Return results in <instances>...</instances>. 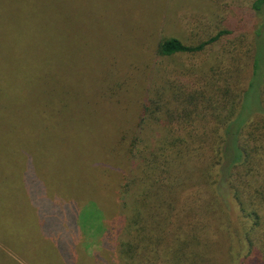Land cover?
I'll list each match as a JSON object with an SVG mask.
<instances>
[{
  "label": "trees",
  "instance_id": "16d2710c",
  "mask_svg": "<svg viewBox=\"0 0 264 264\" xmlns=\"http://www.w3.org/2000/svg\"><path fill=\"white\" fill-rule=\"evenodd\" d=\"M205 1L210 13L175 5L184 39L155 29L124 59L107 53L103 94L136 98L110 144L115 264H264V0ZM59 4L0 0V97L14 106L58 54Z\"/></svg>",
  "mask_w": 264,
  "mask_h": 264
},
{
  "label": "rangeland",
  "instance_id": "374dc122",
  "mask_svg": "<svg viewBox=\"0 0 264 264\" xmlns=\"http://www.w3.org/2000/svg\"><path fill=\"white\" fill-rule=\"evenodd\" d=\"M66 2L56 11L58 54L33 98L14 106L0 97V264L117 263L105 230L111 220H101L112 202L120 205L123 170L112 167L118 157L110 144L134 115L136 98L103 94L107 53L124 59L155 29L184 39L168 25L176 4L211 12L205 0ZM129 34L131 44L123 39ZM113 218L118 224L122 216Z\"/></svg>",
  "mask_w": 264,
  "mask_h": 264
}]
</instances>
